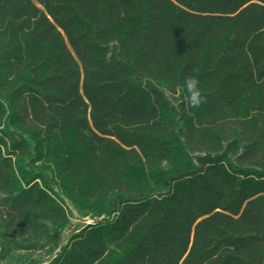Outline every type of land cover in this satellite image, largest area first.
<instances>
[{
    "label": "trees",
    "instance_id": "trees-1",
    "mask_svg": "<svg viewBox=\"0 0 264 264\" xmlns=\"http://www.w3.org/2000/svg\"><path fill=\"white\" fill-rule=\"evenodd\" d=\"M0 264H264V0H0Z\"/></svg>",
    "mask_w": 264,
    "mask_h": 264
},
{
    "label": "rangeland",
    "instance_id": "rangeland-1",
    "mask_svg": "<svg viewBox=\"0 0 264 264\" xmlns=\"http://www.w3.org/2000/svg\"><path fill=\"white\" fill-rule=\"evenodd\" d=\"M54 193L58 195V192L56 190H53ZM63 208L66 212V215L68 217L69 225L67 228L63 231L61 238H60V249L67 243V241L75 234L80 232L82 229L86 228L87 226L93 225L95 223H98L100 220H92L87 216H84L83 214L78 213L76 210H74L70 204L63 200ZM90 221L91 223H89ZM59 251H57L56 254H58ZM37 259L42 260L43 262H46V259H43L41 255L36 257Z\"/></svg>",
    "mask_w": 264,
    "mask_h": 264
},
{
    "label": "clouds",
    "instance_id": "clouds-1",
    "mask_svg": "<svg viewBox=\"0 0 264 264\" xmlns=\"http://www.w3.org/2000/svg\"><path fill=\"white\" fill-rule=\"evenodd\" d=\"M184 86L187 90L188 101L192 108H199L206 102V96L200 87V82L196 78H186Z\"/></svg>",
    "mask_w": 264,
    "mask_h": 264
},
{
    "label": "bare ground",
    "instance_id": "bare-ground-1",
    "mask_svg": "<svg viewBox=\"0 0 264 264\" xmlns=\"http://www.w3.org/2000/svg\"><path fill=\"white\" fill-rule=\"evenodd\" d=\"M89 223H91L90 221H88Z\"/></svg>",
    "mask_w": 264,
    "mask_h": 264
}]
</instances>
